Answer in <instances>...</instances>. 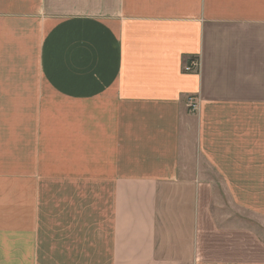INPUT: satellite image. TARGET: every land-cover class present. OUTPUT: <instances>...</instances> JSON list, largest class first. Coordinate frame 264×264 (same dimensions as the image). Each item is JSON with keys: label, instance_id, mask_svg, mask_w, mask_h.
<instances>
[{"label": "crops", "instance_id": "0c3cea01", "mask_svg": "<svg viewBox=\"0 0 264 264\" xmlns=\"http://www.w3.org/2000/svg\"><path fill=\"white\" fill-rule=\"evenodd\" d=\"M248 214L264 0H0V264H264Z\"/></svg>", "mask_w": 264, "mask_h": 264}, {"label": "rangeland", "instance_id": "374dc122", "mask_svg": "<svg viewBox=\"0 0 264 264\" xmlns=\"http://www.w3.org/2000/svg\"><path fill=\"white\" fill-rule=\"evenodd\" d=\"M188 154H189V156L187 157L188 161L186 162H192L191 164L192 166H194L195 164L198 165L199 164L198 162L200 160L199 155L196 152H190ZM246 219L251 220L255 226L258 225L261 228L262 234H264V219L263 218L254 217L253 215L248 214V216L246 215Z\"/></svg>", "mask_w": 264, "mask_h": 264}, {"label": "built area", "instance_id": "2783aa9c", "mask_svg": "<svg viewBox=\"0 0 264 264\" xmlns=\"http://www.w3.org/2000/svg\"><path fill=\"white\" fill-rule=\"evenodd\" d=\"M199 66H200V63L197 59H191L190 62L184 65L183 69L185 72H192L194 70H198ZM194 107H195V103L191 102L190 108H194Z\"/></svg>", "mask_w": 264, "mask_h": 264}]
</instances>
